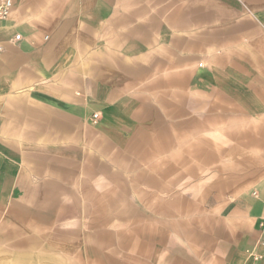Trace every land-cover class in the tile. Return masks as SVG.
<instances>
[{"label": "crops", "instance_id": "crops-1", "mask_svg": "<svg viewBox=\"0 0 264 264\" xmlns=\"http://www.w3.org/2000/svg\"><path fill=\"white\" fill-rule=\"evenodd\" d=\"M13 2L9 17L0 19V264L80 262L79 255L63 253L64 240L58 241L77 235L79 220L69 221L65 215L78 210L58 207L62 205L59 188L65 194L63 186L48 179L53 170L41 157L50 153L49 147L63 148L67 139L93 142L101 150L110 148V143L100 140L112 141L113 135L131 131L138 110L146 107L145 93L168 92V106L161 100L160 109L178 108L177 93H184L189 109L193 92L206 99L207 108L210 98L214 102L230 99L236 109L233 117L247 121V140L253 144L264 134V0ZM211 112L221 131L220 113ZM95 113L106 137L80 127L94 124ZM191 124H180V131L186 130L185 142L181 149L177 143V153H166L170 139L154 145L153 154L163 158L161 163L203 165L208 160L203 147L193 143L197 133L189 134ZM230 130L225 137L242 139L235 137L237 127ZM136 133L145 134V129ZM114 153L128 162L127 155ZM257 153L251 151L254 163L235 169L227 193H221L217 227H207L200 235L206 264H264V162L260 161L264 154ZM89 154L83 165V199L78 201L74 194L72 198L77 206L85 205L92 218L98 206L96 191L108 186L105 179L95 180L97 170L106 168L98 167L95 155ZM142 172L138 181L158 183L170 177L165 171L156 170L153 177ZM204 183L201 178L197 186L202 188ZM122 191L126 196L128 191ZM112 195L124 196L107 191V205L113 204ZM138 196L143 200L145 193ZM89 235L94 238L90 231ZM251 254L262 258L255 260Z\"/></svg>", "mask_w": 264, "mask_h": 264}, {"label": "rangeland", "instance_id": "rangeland-1", "mask_svg": "<svg viewBox=\"0 0 264 264\" xmlns=\"http://www.w3.org/2000/svg\"><path fill=\"white\" fill-rule=\"evenodd\" d=\"M201 62L203 61L198 63ZM145 96L146 107L143 111L138 110L136 124L129 127L131 131L126 132L124 136L113 135L115 138L112 141L100 140L110 143L112 148L101 150L100 147H93L91 145L93 142L88 144L83 139H67L62 142L63 148L49 147L50 153L41 157L42 163H48L53 170L48 173V179L54 180L55 184L58 182L59 187L63 186L65 194L62 195L59 188L58 201L62 205L58 207L66 209L76 207L78 210L74 213L70 210L65 215L69 221L79 220L81 227L76 231L77 235L58 239L59 243L61 239L64 240V243H61L63 253L70 256L79 255L78 264H206L203 261L206 254L204 248L200 246V235L207 227L209 229L217 227L216 208L218 201L222 199L221 193H227L235 169L238 171L239 166L247 168L249 164L254 163L256 157L254 155L252 157L251 151L253 154L256 151L264 154V134L259 135L253 144L247 140L249 137L246 133L247 121L233 117L236 109L232 108L230 99L214 102V99L210 98V107L207 108L206 99H203L200 93L193 92V108L189 109L184 105V93H177L178 108L160 109L158 105H161V100L168 106V92L145 93ZM211 111L220 113L217 117L222 123L219 125L221 131L217 130ZM145 114L150 117L144 116ZM238 115L237 113L236 116ZM140 120L143 124L139 123ZM235 120L240 124H235ZM185 121H193L189 134L197 133L193 143L203 147L201 152H206L208 160L204 161L203 165L184 162L183 165L172 166L169 163L166 165L161 163L163 158L153 154L154 145L158 147V142L170 139L172 145L166 153L168 155L177 153L179 151L177 143L180 149L184 146L186 130L180 131V127L183 126L180 124ZM80 127L106 137L100 132L98 122ZM236 127L238 132L235 133V137L242 138L241 140H235L234 136L233 138L224 136V132L228 134L231 128L235 130ZM142 129H145V134L137 135L136 132L139 133ZM133 132L136 134L133 135ZM217 137L220 138L219 141ZM202 138L206 139L203 144L200 143ZM131 143L133 150L126 152ZM217 146L222 151H217L215 149ZM158 150L156 148L157 152ZM114 151L127 155L128 162H124L119 156H112L115 154ZM54 153H58L59 156ZM89 153L95 155L93 161L98 167L106 168L104 172L97 170L95 180L105 179V185L108 186L106 190L103 188L96 191L95 199L98 206H94L96 208L93 210L92 218L86 213L89 210L83 209L85 205L77 206L76 199V204L73 199L74 196L78 201L83 199L81 185L84 179L86 180L83 165ZM192 157L195 159V156ZM260 161L264 162V156ZM214 168H217L218 172L212 174L211 170ZM156 170L165 171L170 177L158 183H150L145 179L138 181L141 171L153 177L157 176ZM213 175L217 176L211 179ZM201 178H205V185L202 184L204 185L202 188L197 186ZM137 182L143 184L139 185ZM188 185L195 187L188 190L191 188ZM123 186L126 187L123 189ZM133 186L135 189H131ZM122 190L128 191L126 196ZM107 191L122 193L124 196L117 198L118 196L112 195L110 200L113 204L107 205ZM140 193H145L143 200L138 196ZM125 203L127 205H124ZM115 216L119 218L115 219ZM45 221L48 222V215ZM133 227L137 230H132ZM89 231L93 233L94 238L90 237ZM53 233L55 234L54 231ZM56 241L57 238H54V242ZM105 241L108 243H104ZM67 260L72 261L68 258Z\"/></svg>", "mask_w": 264, "mask_h": 264}, {"label": "built area", "instance_id": "built-area-1", "mask_svg": "<svg viewBox=\"0 0 264 264\" xmlns=\"http://www.w3.org/2000/svg\"><path fill=\"white\" fill-rule=\"evenodd\" d=\"M14 2L13 0H0V19L1 20H5L9 17L11 10L13 8ZM17 40H20V36H16ZM99 120V114L95 113L92 116V121L94 122V124H96ZM264 244V243H262ZM251 256L255 259V260H260L262 258L261 255L259 254H251Z\"/></svg>", "mask_w": 264, "mask_h": 264}]
</instances>
